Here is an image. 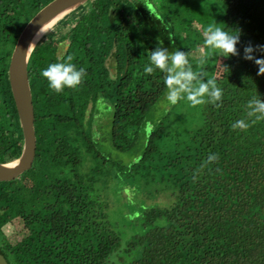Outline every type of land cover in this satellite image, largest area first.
I'll list each match as a JSON object with an SVG mask.
<instances>
[{
  "label": "trees",
  "instance_id": "1",
  "mask_svg": "<svg viewBox=\"0 0 264 264\" xmlns=\"http://www.w3.org/2000/svg\"><path fill=\"white\" fill-rule=\"evenodd\" d=\"M49 1L0 0V162L15 158L21 147L7 80L9 55L24 23ZM221 1L220 27L239 34L238 55L215 56L228 68L221 65L216 77L221 106L204 104L200 124L169 147L158 149L157 138L166 134L159 124L149 131L132 165L141 167L157 155L153 169L159 176L149 178L154 199L131 215L139 230L124 238L92 192V179L78 168V147L88 154L91 109L85 126L83 114L89 96L107 101L113 109L111 141L125 148L122 139L136 133L144 111L165 88L163 72L145 74L144 68L147 52L159 46L156 36L174 30L175 0H166L164 10L149 0H88L67 29L35 44L26 64L34 157L27 171L0 181V227H14L0 228L7 264H264V120L245 131L231 127L245 117L247 101L258 95L264 100V75L243 59L247 44L264 45V0ZM150 4L159 7L156 13ZM57 40L66 42L63 54L73 55L87 73L77 88L60 93L40 75L56 62ZM253 55L264 58L259 51ZM94 67L98 77H92ZM212 154L218 158L208 162ZM52 167L57 175L49 174Z\"/></svg>",
  "mask_w": 264,
  "mask_h": 264
},
{
  "label": "rangeland",
  "instance_id": "2",
  "mask_svg": "<svg viewBox=\"0 0 264 264\" xmlns=\"http://www.w3.org/2000/svg\"><path fill=\"white\" fill-rule=\"evenodd\" d=\"M149 2L152 4L153 2H158V5L164 10L162 5L166 3V0H149ZM158 8L159 7L156 8V5H151L150 11L156 13ZM172 8H177L178 11L177 18L172 20L174 30H167L165 33H160L156 38L158 41H162L161 46L167 48L169 51L179 49L188 52L190 63H196L202 56V28L211 23H217L220 26L222 1L175 0V3L172 4L170 9ZM84 9L85 7L83 5L81 8L70 13L69 16L56 22L45 31L40 40H46L49 34L58 31L60 28L67 29L70 20L74 21L76 19L75 17ZM169 14L171 13L169 12ZM171 18H173V16ZM166 33L171 34L174 43L170 42V35ZM195 39L196 44L194 43ZM62 44L65 45L66 42L62 41L59 45V49H61L60 47ZM207 51H209V58L206 62L208 66L206 72L209 77H211V75L217 77L220 73L221 58L216 57V60V55L212 54L211 50ZM40 62L42 63V59H40ZM56 62L59 61L56 60ZM214 63L215 66L212 71ZM90 71L93 72L92 77H98L99 70L97 71L96 67ZM166 93L167 88L165 86L158 99L144 111L143 119L135 129L136 133L125 135L122 139V142H126V144H124L125 148H120L116 146L110 138L111 119L113 115L112 107L103 99L96 98L92 101L90 96L87 98L88 93L86 90L81 92L82 97L88 100L84 110V126L86 125V115L89 114L90 109L91 113L89 115L90 122L87 125V131L85 133L89 148H85L86 143L83 144L88 154L86 153L87 156H84V150L78 147V158L81 161L78 168L80 172L92 179V192L97 194L100 201L106 205L107 217L110 219L115 229L120 231L122 238L139 230L138 222H136V220L134 221L131 215L135 216L143 205H147L146 200L154 199H152V196L156 187L153 186V182L149 178L153 180L159 176V173L153 169V166L159 162L156 160L157 155L142 161L141 167L132 165L143 151L144 140L149 134V131L153 129L155 125L159 124L161 126V131L166 132L165 135H161V137L156 140L158 149H160L161 147H169L171 141L175 142L177 137L183 139V137L199 125L201 121V113L204 104L192 106L187 100H181L175 105H171L165 99ZM50 169L51 173L48 172L49 174L53 176L58 174L54 167ZM30 175L33 176L34 174ZM151 200L149 201L151 202ZM138 207L140 208L138 209ZM13 223L15 229L17 225H19V227L21 225V222L18 224L15 220ZM5 226L10 230L12 227V230H14V227L9 223L1 225L0 228H4Z\"/></svg>",
  "mask_w": 264,
  "mask_h": 264
},
{
  "label": "clouds",
  "instance_id": "3",
  "mask_svg": "<svg viewBox=\"0 0 264 264\" xmlns=\"http://www.w3.org/2000/svg\"><path fill=\"white\" fill-rule=\"evenodd\" d=\"M45 33L40 27L36 33L39 38ZM203 48L202 56L197 62V69L194 70L189 60V53L175 49L169 51L162 47V41H158V45L154 50L148 51L149 65L144 68L145 74H151L158 69L163 72L164 84L167 88L165 99L171 105H175L181 100H187L192 106L211 103L217 108L221 105L217 103L221 101L223 91L217 85L215 76L209 77L204 70V66L209 58V51L212 54L222 57L238 55L236 45L239 43V34H233L220 27L217 23H211L202 28ZM170 42L172 36H169ZM174 43V42H173ZM29 46H35V43ZM62 54L58 57L59 62L48 64L41 70L40 75L46 79L50 90L60 93L65 88H77L86 76V69L77 68L72 62L74 57L71 54L66 56L63 54L65 45H61ZM259 51L264 54V45L253 46L247 44L243 49V59L253 61L258 66L257 75H264V58H256L253 53ZM222 65V64H221ZM227 68V66L222 65ZM264 120V100L260 96H254L245 105V117L237 119L231 125L233 130L245 131L252 124ZM216 154L208 156V162L216 160Z\"/></svg>",
  "mask_w": 264,
  "mask_h": 264
},
{
  "label": "water",
  "instance_id": "4",
  "mask_svg": "<svg viewBox=\"0 0 264 264\" xmlns=\"http://www.w3.org/2000/svg\"><path fill=\"white\" fill-rule=\"evenodd\" d=\"M86 1L88 0H50L24 23L16 37L7 64V80L20 127L21 147L15 158L0 162V181L11 180L27 170L34 157L33 110L26 71L27 60L33 49L29 45L40 41L44 34L36 37L40 27L45 32L56 22L81 8ZM0 264H7L1 253Z\"/></svg>",
  "mask_w": 264,
  "mask_h": 264
},
{
  "label": "flooded vegetation",
  "instance_id": "5",
  "mask_svg": "<svg viewBox=\"0 0 264 264\" xmlns=\"http://www.w3.org/2000/svg\"><path fill=\"white\" fill-rule=\"evenodd\" d=\"M62 41H64V40H57V42H56V47H55V50H54V58L56 59V60H58V57H60L61 56V54H62V49H59V45L61 44V42ZM66 46V45H65ZM61 48V47H60ZM59 49V50H58ZM63 53H64V50H63ZM84 119H85V112H84V114H83V122H84Z\"/></svg>",
  "mask_w": 264,
  "mask_h": 264
}]
</instances>
